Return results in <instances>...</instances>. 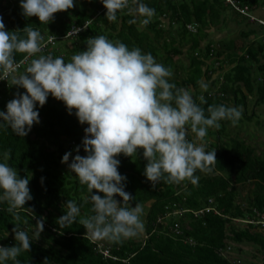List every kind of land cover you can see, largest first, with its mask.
<instances>
[{
  "label": "trees",
  "instance_id": "1",
  "mask_svg": "<svg viewBox=\"0 0 264 264\" xmlns=\"http://www.w3.org/2000/svg\"><path fill=\"white\" fill-rule=\"evenodd\" d=\"M236 1L240 6L246 5L249 12L264 4V0ZM142 2L155 9L147 26L141 21L138 23V17L128 14L127 9L117 13L116 21H108L101 0H74L73 8L54 13V19L46 25L40 24L35 16L24 17L19 0H0V18L6 30H15L21 38H26L25 26L38 29L44 39L48 35L58 38L54 47L37 55L62 56L67 63L85 49L87 38L104 35L110 41L126 44L129 49L138 47L143 53H151L157 63L169 69H183L180 79L172 71L170 82L177 87L196 90L201 83H206V91L192 92L197 104L199 97L204 96L207 103L201 106L205 109L208 105H244L246 94L255 96V104H264V37L252 39L246 45L240 37L253 32L247 30L227 42L199 44L198 32L206 34L205 25L222 20L228 15L226 9L246 20L248 16L235 11L225 0ZM159 17H166L167 23ZM133 19L136 22L130 23ZM186 23L196 26V32L187 31ZM260 25L264 30V25ZM71 26L78 28L74 35L67 34ZM186 44L189 45L186 46L188 60L183 65L173 57L183 53ZM23 56L16 54L17 62ZM224 62L228 67L223 70L220 65ZM25 67L22 65L19 71L23 72ZM8 83L10 80L6 89L0 86L2 111H6V104L14 98V93L25 92ZM36 110L39 123L24 137L15 135L0 122V162H3V153L10 152L8 165L16 168L20 177H29L28 187L33 197L24 207L31 208L34 216L30 210H20L22 221H26L21 223V228L31 236L36 219L46 218L44 235L31 242L29 252L17 257L20 264H264V151L257 154L253 144L239 136L229 137L226 123L230 121H221L218 130L208 129L206 138L212 137V140L207 139L206 151L215 149L217 162L208 172L197 171L195 184L161 181L153 188L143 174L146 161L142 149L131 158L123 154L116 157L120 160L118 171L126 177L124 190L134 197L130 205L147 206L142 233L116 244L92 239L78 222L64 229L57 224V218L67 211V200L75 201L80 208L77 221L94 214L91 202L85 203L86 187L79 184L69 168L58 166L65 152L72 153L68 163L72 156L86 155L83 147L79 153L74 149L81 144L87 124L81 125L75 110L70 115L64 103L51 95ZM241 111L248 120L255 115L253 111L246 114L245 108ZM188 138L192 139L191 134ZM260 143L264 144V140ZM96 194L103 196V193ZM115 199L122 198L115 196ZM6 208L7 204L0 202V246L11 247L16 243L12 232L16 221ZM174 210L178 213L166 220L167 214ZM192 211L200 214L194 216ZM235 219L243 220L244 224ZM6 264L14 262L9 260Z\"/></svg>",
  "mask_w": 264,
  "mask_h": 264
},
{
  "label": "clouds",
  "instance_id": "2",
  "mask_svg": "<svg viewBox=\"0 0 264 264\" xmlns=\"http://www.w3.org/2000/svg\"><path fill=\"white\" fill-rule=\"evenodd\" d=\"M101 2L110 22L116 21L117 13L125 9L134 17H143V26L151 23L155 15V9L142 0ZM19 3L24 17L35 16L44 25L54 19V13L74 7V0H19ZM248 14L245 16L249 20L264 25V21L255 19L249 10ZM135 22V19L130 21ZM186 24L185 28L190 30ZM23 32L26 38H21L15 30H6L0 18V80H10L9 86L25 89L23 93H14V98L6 104V111H0V122L15 135L26 136L32 126L39 123L36 106L42 107L51 95L64 103L70 115L75 110L81 125L87 124L81 144L74 149L79 153L83 147L86 155L72 156L68 163L72 153L65 152L61 163H67L79 184L86 187L85 203L91 202L94 214L77 221L80 208L75 201L67 200V211L57 218L60 229L78 222L92 239L116 244L137 236L144 227L140 217L144 209L145 219L147 206L130 205L134 197L124 190L126 177L119 173L120 160L116 157L123 154L131 158L142 149L146 161L143 174L153 188L161 181L195 184L197 171L208 172L217 162L215 149L206 151L208 129L218 130L221 121L235 125L242 118L238 107L220 104L208 105L205 109L201 106L207 103L203 95L197 104L191 93L206 91V83H201L196 90L177 87L170 82L172 71L138 47L129 49L120 41L113 42L98 35L87 38L85 49L66 63L62 56L37 55L46 47L38 29L25 26ZM57 40L55 36V44L47 50L54 47ZM18 53L24 54L19 62ZM22 65L26 67L20 72ZM214 66L217 65L214 63ZM188 88L193 91L190 93ZM190 134L192 139L188 138ZM9 159L10 152H4L3 162H0V202L7 204L6 211L16 221L12 229L16 243L11 247L0 246V264L9 260L20 264L17 257L29 252L31 242L40 238L46 218L36 219L31 236L21 228V223L26 221H22L20 210H30L34 216L31 208L24 207L33 197L28 187L29 177H20L16 168L8 165ZM115 196L122 199L118 201ZM176 213L178 211L174 210L171 214Z\"/></svg>",
  "mask_w": 264,
  "mask_h": 264
},
{
  "label": "rangeland",
  "instance_id": "3",
  "mask_svg": "<svg viewBox=\"0 0 264 264\" xmlns=\"http://www.w3.org/2000/svg\"><path fill=\"white\" fill-rule=\"evenodd\" d=\"M227 13H228V9L225 10ZM168 17V15H166ZM161 21L165 22V24L167 23V20H166V17L165 18H162V17H159ZM142 20V17H138V23H140V21ZM177 26L174 25L173 26V29H175ZM195 30L194 31H190V30H193L194 28ZM187 26L188 29L190 30H187L189 32H196V26ZM243 27V26H241ZM223 30V31H222ZM237 29H235L234 27L230 26V27H224V28H220V30H217L215 32L212 33V31H214V29L212 28V31L208 32L209 35H213L214 37H217V38H220L221 34L223 36H230L232 34H235V31ZM221 32V34H220ZM198 36L201 37V41L199 40L200 44L203 46L206 42H207V39L204 38L206 35L203 34V32H198ZM262 37H264V34L262 35ZM204 38V39H203ZM243 42L246 40H250L249 37H240ZM216 39V38H215ZM248 43V42H247ZM247 43H244L247 45ZM249 44V43H248ZM186 46H189L186 44ZM184 49V52L183 53H178L177 55H175L173 57V60H180L181 64L183 65H186V61L188 60V51H185L187 50L186 48H183ZM221 57V56H220ZM221 67L220 68H223L226 69L228 67V64L226 62L224 63H221L220 65ZM171 71L175 72V75H178V76H182L183 73V69L182 70H176L174 71V68H170ZM216 73V72H215ZM215 77V76H214ZM220 80V79H219ZM1 88L3 89H6V86L7 84L6 83H1ZM190 91V93L193 91V89H187ZM192 94V93H191ZM246 98H245V104L244 105H238L237 107L242 110L243 108H245V111H246V114H250L251 111H253L255 113L254 116L251 117V119H245L243 116L242 118L238 121L237 124L233 125L231 122H227V126L229 127V137H235V136H239L241 137L242 139H244L246 142H248L249 144H253L255 146V152L257 154H259L261 151H264V144H261L260 141H263L264 140V104H255L254 103V95L253 96H250V94H246ZM0 111H2L0 109ZM207 139H211L212 140V137H207L206 138V141ZM224 140L226 139V137L223 138ZM59 168H68V165L67 163H61V160L59 161ZM203 173V172H202ZM150 201L147 202V204H149ZM142 205V204H141ZM142 208H143V205H142ZM144 208L146 209V207L144 206ZM173 216H175V214H167V219H171ZM143 217H144V209H143V214L142 216L140 217L142 223H143ZM236 222H238L240 225L244 224V221L243 220H239V219H235ZM29 228V227H28ZM35 229V227L33 228V230ZM32 230V229H31ZM143 230V229H142ZM142 230L139 232V234L142 233ZM45 233V230L43 229V231L40 233L42 235H44ZM135 238V237H133ZM139 238V236H138Z\"/></svg>",
  "mask_w": 264,
  "mask_h": 264
},
{
  "label": "crops",
  "instance_id": "4",
  "mask_svg": "<svg viewBox=\"0 0 264 264\" xmlns=\"http://www.w3.org/2000/svg\"><path fill=\"white\" fill-rule=\"evenodd\" d=\"M250 13L255 19H260V20L264 21V4L258 5L257 7L251 9ZM205 26L206 27L204 28V31L206 33L205 34L206 36L204 38H206L207 41H211L213 43H217L220 41L221 42H227L231 39L239 37L241 35L242 31H247V30H253V32L249 33L247 36L244 37V38H246V37L250 38V40L245 39L244 43H247V42L251 41L252 39H256L257 37H262L261 34L262 35L264 34V30H262L260 28V26H262V25H260L257 20L251 21L249 19L248 20L243 19L241 17V15H239L237 13H233L232 11H228V15H225L223 17V19L220 20L219 22L212 23V24H206ZM230 26L237 29L235 31V34H233V36H232V34L230 36H228V34H227V36L225 37L222 35L224 33L221 34V32H220L221 36H220V38H217V37H214L213 35H209V33H208L210 31H212V28L214 29V31H212V33H213L217 30H220L221 27L224 28V27H230ZM241 26H243V27H241ZM183 48H186V45Z\"/></svg>",
  "mask_w": 264,
  "mask_h": 264
},
{
  "label": "built area",
  "instance_id": "5",
  "mask_svg": "<svg viewBox=\"0 0 264 264\" xmlns=\"http://www.w3.org/2000/svg\"><path fill=\"white\" fill-rule=\"evenodd\" d=\"M225 2L229 3L233 9H235L237 12L241 13V14H244V15H249L248 14V7L246 5H242L240 6L236 0H225ZM187 26H191L189 24H186V27ZM78 30V28L76 27H71V29L68 31L67 34L69 35H73L76 33V31ZM54 37V38H53ZM44 43L46 44V46L49 44V47L53 46L55 44V36H52V35H49L47 36L45 39H44ZM48 47V48H49ZM47 47H44L43 51L47 50L46 49ZM1 83H6L7 84V81L6 80H0V84ZM198 214H200V211H194L193 215L194 216H197ZM176 229V228H175ZM176 232H178V230L176 229ZM10 242H8L9 244ZM103 253H106V251L104 250Z\"/></svg>",
  "mask_w": 264,
  "mask_h": 264
}]
</instances>
